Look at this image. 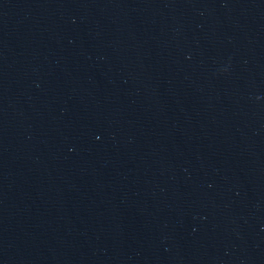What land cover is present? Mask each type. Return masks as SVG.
<instances>
[{"label":"water","instance_id":"water-1","mask_svg":"<svg viewBox=\"0 0 264 264\" xmlns=\"http://www.w3.org/2000/svg\"><path fill=\"white\" fill-rule=\"evenodd\" d=\"M0 264H264V0H0Z\"/></svg>","mask_w":264,"mask_h":264}]
</instances>
